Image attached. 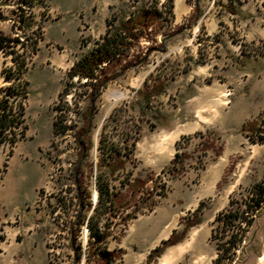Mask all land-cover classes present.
<instances>
[{
	"label": "rangeland",
	"instance_id": "1",
	"mask_svg": "<svg viewBox=\"0 0 264 264\" xmlns=\"http://www.w3.org/2000/svg\"><path fill=\"white\" fill-rule=\"evenodd\" d=\"M37 2L41 17L34 21L31 11L25 17L20 36L23 45L18 49L28 65L19 82L25 99L19 101L21 107L13 100L15 112L21 113L18 120L22 118L25 138L9 150L8 142L0 144V200L5 214L9 208L12 220L7 225L16 227L23 215L27 222H21L22 226L35 225L30 211L37 215L50 205V224L57 228L51 226L46 235V264H159L162 255L187 242L194 229L197 235L190 248L173 264H264L258 262L264 253V200L257 212L254 203L258 185L264 184V99L258 93L247 95L250 84L241 89L225 80H233L238 68L264 73V40L250 45L231 30L227 39L233 38L235 46H227L221 38L227 28L220 32L218 27L214 29L217 19L226 23L227 0H182L179 11L172 0L170 17L154 35L155 45L141 40L137 49L145 51L163 43V50L151 51L145 62L107 80L91 97L99 78H108L113 72L101 75L97 71L94 80L82 82L73 78L76 75L69 76V69L105 33L107 20L116 15L127 18L140 5L150 6L152 1L49 0L45 9L40 5L42 0ZM166 4L167 0H157L163 15L166 8L162 5ZM195 6L197 18L193 17ZM239 15L254 17L247 12ZM164 34L170 36L160 42ZM7 42L4 40V51L0 52V95L13 86L14 79L12 74L4 75L3 68L10 65L4 58ZM224 57L231 59L235 68H229ZM195 58L202 62L215 59V69L194 82L195 88L178 91V84L168 82L195 72ZM204 69L198 71L204 73ZM164 86L171 93L166 102L157 94ZM120 91L129 97L114 103L112 94ZM226 93L229 95L223 96ZM242 93L243 100L234 105ZM198 99L208 102L198 105ZM165 106L172 113L180 111L167 116L159 111ZM245 106L248 109L238 127L236 113ZM194 108L196 116L192 118L189 114ZM173 117L181 120L178 124L186 119L193 124L199 117L203 126L200 132L161 146L163 134L181 128L174 127ZM249 123L252 126L248 128ZM38 151L46 154L42 162L32 158ZM181 154L190 155L187 160L198 157V200L193 199L195 191L182 194L174 189L183 168L180 170L173 160ZM117 161L123 164L111 173L110 166H116ZM218 164L222 169L213 172V177L221 176L214 183L209 171ZM43 186L50 192L46 204L41 210L30 208ZM110 195H116L112 211L107 208ZM98 205L96 214L93 209ZM82 212L89 217L96 214L99 232L106 231L107 237L98 245L112 253L108 263L99 255L88 260V241L94 242L95 237L87 223L89 217L79 226L74 224ZM194 220L198 223L189 227L179 242L148 260L161 242L174 232L179 236ZM171 225L168 236L159 238ZM239 235L238 245L226 252L232 237ZM21 238L19 234L15 241Z\"/></svg>",
	"mask_w": 264,
	"mask_h": 264
},
{
	"label": "crops",
	"instance_id": "2",
	"mask_svg": "<svg viewBox=\"0 0 264 264\" xmlns=\"http://www.w3.org/2000/svg\"><path fill=\"white\" fill-rule=\"evenodd\" d=\"M229 2V0H227ZM23 0H0V35L5 37L6 39L10 36H14L13 32L15 33L16 27L25 25V17L28 15L23 11ZM229 7L231 9L235 10V13H229L226 15V19H224L225 24H221L220 19L216 20V25L214 29L218 27L219 31H221L222 28H227L226 33L221 34V38H223L226 41V44L228 47L233 48V44L231 43L232 39H227L228 32L232 30V32H238L237 34L242 38V41L245 43H248L250 45L256 46V43L258 41L264 40V0H230ZM37 4H34L33 8L31 9V13L33 14L34 21H37L38 18L41 17L38 9L36 8ZM181 10V6L178 8V11ZM239 12L242 14H245L246 12L251 14L250 19L247 18H240ZM205 15V12L202 13L199 20H201ZM19 17V19H18ZM211 20H213L211 18ZM15 27V29H14ZM212 29V30H214ZM209 33V31H207ZM207 33V34H208ZM13 34V35H12ZM219 41V39H217ZM95 46V45H94ZM233 46V47H232ZM234 49V48H233ZM242 57V55H241ZM240 57V58H241ZM222 60L226 61V65L229 68H235V63L231 61V59L222 58ZM194 62L197 64L195 72H188L184 73L182 75H179L178 77L174 78V80H170L168 83L171 84H178V89L180 90L182 87H189L195 86L193 85L194 82H196L199 79H202L205 74H210L212 70L215 68V59L211 61H198L197 58L194 59ZM205 68L204 73H200L198 70ZM218 69V68H217ZM237 74L235 78L230 79L226 78V83L231 84V82H235L236 88H243L244 85H249L250 88L247 91V95L253 96V94H260L263 96L264 99V73L258 72L255 74H252L251 72H246L245 69L238 68ZM263 75V76H262ZM202 77V78H201ZM262 79V82H261ZM225 84V83H223ZM226 85V84H225ZM168 86V85H167ZM170 87V86H168ZM198 87V91H199ZM235 89V87H234ZM197 90V89H196ZM234 93V90H232ZM158 97H160V100L163 102H166L168 97L170 96V92L167 90V87H163L160 92H157ZM243 94V93H242ZM245 94L242 96L240 95L234 105H238L241 100H243ZM198 96H201V94L198 92ZM208 102V100L203 99L202 101L198 99V105L199 104H205ZM264 106V104H262ZM195 109H192L190 112V116L193 118L195 117ZM248 108L245 106L241 108L238 114V119L236 120V126L241 127L243 123V116ZM260 107L256 109L255 111H259ZM159 111L164 112L167 116H174L173 113L176 111L179 112L180 109H177L173 113L169 109H167V106L160 107ZM202 117V116H201ZM173 124L174 127H181L180 129H183L184 131L179 133L178 137L181 138L186 135L194 134L197 131H201V127L203 126V121L198 117L196 121H194L193 124H189L190 120H185L187 122L183 124H178L181 120H179L178 117H173ZM188 124V125H186ZM192 125H195L194 129L192 131H186V127H191ZM198 126V127H196ZM177 139V138H176ZM176 139L174 140L176 142ZM224 143H227L225 141ZM225 146V144H224ZM225 151V150H224ZM46 154H44L42 151H38L35 154V157H32L34 159H37L38 161H43ZM25 156V155H24ZM27 159V156L24 157ZM39 165H41L38 162ZM25 164H23V167ZM182 172L179 175L178 178H176L174 182V189H179L180 193L186 194L188 192L195 191L197 192V195L194 196L193 199L198 200V157L195 156L189 160H185L182 163ZM220 169H222L221 165L218 164L216 167H212V170L209 171V176H212L210 178L211 181L216 183L219 176L213 177L214 173H219ZM210 182V181H209ZM208 182V184H210ZM2 191V190H1ZM1 193V192H0ZM1 199V194H0ZM50 203V202H49ZM49 206L39 211L37 215L34 214V212H31L33 214V217H31L32 221L36 220L37 223L33 225L31 223L28 226H22V223H26L27 216L23 215L22 217H19V223L16 227L8 226L7 224H10L12 222L11 216L9 213V208H7V212L5 214V211L3 210V207L1 205L0 200V214H2V218H0V224L2 223V226H0V264H46V255H47V249H46V235L50 227L57 228V225L50 224V219L48 217L49 213ZM159 206V205H155ZM85 208L82 210L84 211ZM28 214V213H27ZM82 221H86V219L89 216H84L83 212L81 213ZM22 222V223H21ZM21 223V224H20ZM75 223V221H74ZM86 224V223H84ZM16 231V232H15ZM23 235V238L21 240L15 241V238L19 235Z\"/></svg>",
	"mask_w": 264,
	"mask_h": 264
},
{
	"label": "trees",
	"instance_id": "3",
	"mask_svg": "<svg viewBox=\"0 0 264 264\" xmlns=\"http://www.w3.org/2000/svg\"><path fill=\"white\" fill-rule=\"evenodd\" d=\"M152 3L150 6L146 5H140L138 9L130 13V16L125 18L124 16H114L112 19L107 20L106 22V30L105 33L100 37V39L95 43V46L92 47L90 51L83 54L81 57H79L72 67L69 69L68 75L69 76H78L79 79H87L91 80L93 78H96L95 75L98 71L99 74L105 75L107 72L111 71L113 72L112 75L108 76V78H102L100 76L97 85L93 88V91L91 92V97L95 96L96 92L98 91V87L100 85H103L104 82L110 79H114L118 76H121L125 71H127L130 68L137 67L138 65H141L143 62L146 61L148 55L151 51H162L163 50V43L156 46L147 47L145 51L140 50L138 52L139 43L141 40L149 41L152 44L154 43V35L158 32H161L162 28V21L166 20L170 17V12L172 5L170 4L172 0H167L168 4L162 5V8H166L165 15L158 9L157 7V0H151ZM230 2V1H229ZM227 12L233 13L235 12L234 9H231L229 6L225 7ZM195 12L193 13V17H198V8L195 6ZM163 15V17H162ZM176 34V33H174ZM170 35L164 34L161 37V41L163 42L165 39H167ZM6 40L5 37L0 35V47H2V44ZM101 66V68H100ZM2 104L4 106L2 107ZM0 108L4 109V112L2 113V116L0 117V130L5 131V128H8L11 126L12 121L8 119L7 113L5 114V103H0ZM248 128L252 126L251 123L246 125ZM79 137H77V143L80 142ZM207 144V143H206ZM190 158V155L187 156L185 154L181 155H175V159L173 160L176 163H178L179 169L181 170L183 161ZM116 166L111 165L110 166V172L113 173L115 169L118 166H121L123 164L122 161H117ZM137 182V180H136ZM77 188H80V185L77 184ZM114 195H110V206L107 208L109 210L115 209L114 204ZM78 200L80 201V208H86L85 204L83 203V198L81 195H78ZM264 200V184H259L257 189V194L254 199V203L256 208H258L260 205V202ZM89 207L91 206L88 204ZM259 205V206H258ZM100 205L97 206V208L94 207L93 210L97 211L99 210ZM96 214L90 216L88 218V225L90 228V233L95 237L94 242L88 241V251H87V258L90 259L91 255H99L101 259L103 260V263H108L111 257L112 253H109L105 250L104 247H99V243L103 242L105 238L107 237V233L104 231L102 233L99 232V228L96 226L97 221H95ZM229 216V215H228ZM227 218H234L233 215H230ZM81 213L77 215V218L75 220V225H80L83 223L81 218ZM127 220V219H124ZM198 223V220H194L193 222H188L184 228L182 229V233L178 236L175 235V232L170 235V237L166 240L161 242V245L157 247L155 250H153L148 258V260L158 256L160 252L171 245L176 244L183 238V234L186 232V230ZM96 226V227H95ZM108 228V224L104 226V230ZM178 236V237H177ZM242 236L239 235L238 237H232V239L229 241V247L225 248L224 250L227 252L231 250L235 245L237 246L238 243L241 241ZM237 242V243H236ZM93 245V248H92ZM92 248V249H91ZM91 249V250H90ZM78 258V257H76Z\"/></svg>",
	"mask_w": 264,
	"mask_h": 264
},
{
	"label": "bare ground",
	"instance_id": "4",
	"mask_svg": "<svg viewBox=\"0 0 264 264\" xmlns=\"http://www.w3.org/2000/svg\"><path fill=\"white\" fill-rule=\"evenodd\" d=\"M37 1L38 0H23V3H22L23 11L26 14L30 13L34 4L38 5ZM180 3H182V0H175V9L179 8ZM44 4H45V0H42L40 5L45 9L46 5H44ZM23 31H24L23 26L16 27V31L14 33V36L11 37V46H10V48L6 49V52H8V54L5 55V57H4V58H7V60L9 61V64H10L9 67L5 66L3 68L5 70L4 75L5 74L6 75L12 74V75H14V77H13L14 79L11 80V82L13 83V86L11 88L6 89V91H4L0 95V103L1 102L5 103V107H6L5 108V110H6L5 114L8 112L7 116H8V119L12 121V124L8 128H5V131L0 130V144H4L6 142L9 143L8 133L13 132V125H18V118L21 115V113L19 114V113L15 112L13 100L18 101V103H19L20 100L25 99V91H24L23 87L21 88L19 86V82L21 81V78L23 77L25 70H26V66H27V64H26L27 58H23V56L20 55L18 52L19 47L21 45H23L22 42L24 39L22 37H20ZM12 41H14L16 44L12 43ZM3 51L4 50H2L1 53H3ZM28 52H30V50ZM30 53L32 54V51ZM73 78H75L76 80L82 81V82L88 81L87 79H84V78L79 79L78 76H75ZM112 95H113L112 99L114 100V103L122 101V100L129 97L128 93L125 91L114 92ZM65 96H67V99L69 98V95H65ZM223 96H226V94H224ZM3 106H4V104H2V107ZM18 107H21V103H19ZM3 112H4V109L0 108V117L2 116ZM181 132L182 131L180 130V128H178L172 133L163 134L161 143H159V145L162 146V145H164V143H166L167 145L169 143H172L176 138H178V135ZM94 197H95V195H94ZM261 207H262V205H260L258 208H256V212ZM172 227H173V225L168 227V229L166 231H163L161 233V235L159 236V238H166L168 236V234L170 233V230ZM196 235H197V230L196 229L192 230L190 232V235H189V240L187 242H184L182 244H179V245L169 249L159 259V264H173V263H175L180 258V256L187 249L190 248V245L194 241V238L196 237ZM84 242H85V240H84ZM50 251H53V250H50ZM262 261H264V253L258 259V262H262Z\"/></svg>",
	"mask_w": 264,
	"mask_h": 264
},
{
	"label": "built area",
	"instance_id": "5",
	"mask_svg": "<svg viewBox=\"0 0 264 264\" xmlns=\"http://www.w3.org/2000/svg\"><path fill=\"white\" fill-rule=\"evenodd\" d=\"M10 1H12V0H10ZM48 2H49V0H45V4L44 5L47 6ZM18 19H19V17H18ZM14 29H15V27H14ZM36 29H37V26H36ZM6 40L8 42L5 44V47L10 48V46H11V36L9 38H7ZM2 50H4V49L1 47L0 48V52ZM228 95H229V93H226V96H228ZM23 128H24V126H23V121H22V118H21L20 120H18V125H13V132L12 133H8V135H9L8 150L13 148V146H15L17 142L23 141V139L25 138V135H23V133H22ZM46 188L47 187L43 186L39 190L38 195H37L36 199L33 201L32 206L30 208L36 209V210L43 209L44 205L47 202L49 193H50L49 191H47ZM50 214H53V212H51ZM83 245H85V243Z\"/></svg>",
	"mask_w": 264,
	"mask_h": 264
}]
</instances>
